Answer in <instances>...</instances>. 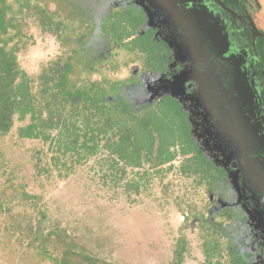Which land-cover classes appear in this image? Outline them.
Instances as JSON below:
<instances>
[{
  "label": "trees",
  "instance_id": "1",
  "mask_svg": "<svg viewBox=\"0 0 264 264\" xmlns=\"http://www.w3.org/2000/svg\"><path fill=\"white\" fill-rule=\"evenodd\" d=\"M67 18L41 0H0V138L34 143L18 161L11 155L5 161L0 144V233L13 258L8 263L119 264L78 243L57 221L48 230L43 226L46 211L38 205L49 184L66 180L92 159L106 189L122 194L133 210L140 193L158 179L162 197L179 206L185 220L195 221L194 237L182 231L174 237L167 264H183L193 253L192 240L197 264H254L255 240L246 215L232 204L208 211L207 193L227 187L223 170L203 153L180 169L168 164L177 155L172 147L178 137L190 144L178 126V109L130 105L110 80L84 79L80 68L96 54L84 45L86 27L81 31L82 23L74 26ZM32 26L62 40L59 55L35 74L18 61Z\"/></svg>",
  "mask_w": 264,
  "mask_h": 264
},
{
  "label": "flooded vegetation",
  "instance_id": "2",
  "mask_svg": "<svg viewBox=\"0 0 264 264\" xmlns=\"http://www.w3.org/2000/svg\"><path fill=\"white\" fill-rule=\"evenodd\" d=\"M41 2L53 12L69 16L67 20L74 26L82 23L81 31L86 27L84 45L96 56L89 66H80L84 79L110 80L130 105L178 109V126L187 133L190 144L178 137L172 147L177 155L168 164L180 169L186 159L203 153L208 162L223 170L227 187L219 194L207 193L208 211L236 205L253 233L254 264H264V2ZM250 19L258 34L251 30ZM36 35H48L57 42V52L40 65L61 52L62 40L32 26L26 48L18 53L24 70L20 54ZM129 62L137 63L138 68L122 77L112 75L120 64L127 67ZM140 72L162 79L166 86L156 89ZM148 81L154 88L150 89ZM185 217L181 213L178 232H185L189 225L195 231V221Z\"/></svg>",
  "mask_w": 264,
  "mask_h": 264
},
{
  "label": "rangeland",
  "instance_id": "3",
  "mask_svg": "<svg viewBox=\"0 0 264 264\" xmlns=\"http://www.w3.org/2000/svg\"><path fill=\"white\" fill-rule=\"evenodd\" d=\"M56 52L57 42L52 37L36 35V39L19 58L28 72L35 73L40 63ZM120 54L123 57V53ZM125 58L128 60L127 54ZM137 68V63H130L127 67L120 64L112 75L122 77ZM140 74L150 79L156 89L166 86L158 77ZM147 85L150 89L154 88L150 81ZM0 144L4 147L2 151L5 152V161L10 159L8 155L16 156L18 161L28 157L34 143L15 141L10 136H4L0 138ZM79 168L66 180L57 183L56 179L54 186L49 184L48 191L41 199L38 206L46 211L43 222L46 230L52 227L50 222L57 221L59 227H64L78 243L119 264H167L171 255L170 245L178 234L182 212L179 206L162 197L164 188L160 187L158 179L147 191L140 193L136 198L139 205L133 210L129 200L122 194L114 195L106 189L96 175L98 166L92 159ZM18 210L22 212L20 207ZM11 213L15 215V211ZM134 218L140 219V223L137 224ZM191 228L192 225H189L185 234L194 237L195 231L191 232ZM1 239L4 238L0 233V264H11L8 263V260H13L8 257L11 252L8 253L9 247ZM192 241L193 253L183 264H197L196 258L200 255L195 248L196 243Z\"/></svg>",
  "mask_w": 264,
  "mask_h": 264
},
{
  "label": "water",
  "instance_id": "4",
  "mask_svg": "<svg viewBox=\"0 0 264 264\" xmlns=\"http://www.w3.org/2000/svg\"><path fill=\"white\" fill-rule=\"evenodd\" d=\"M250 27H251V30L254 32V33H256V34H258L259 32H258V30H257V28H256V26H255V24H254V22L250 19Z\"/></svg>",
  "mask_w": 264,
  "mask_h": 264
}]
</instances>
